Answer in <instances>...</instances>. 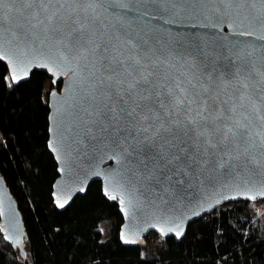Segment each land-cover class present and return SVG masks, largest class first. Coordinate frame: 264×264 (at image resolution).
Masks as SVG:
<instances>
[{
	"label": "snow or ice",
	"instance_id": "snow-or-ice-1",
	"mask_svg": "<svg viewBox=\"0 0 264 264\" xmlns=\"http://www.w3.org/2000/svg\"><path fill=\"white\" fill-rule=\"evenodd\" d=\"M117 9H135L139 22ZM184 20L238 37L259 31L264 41V0H0V61L13 83L46 69L56 113L70 118L66 132L110 141L119 150L112 158L137 164L153 188L178 198L219 175L238 181L225 199H264V183L251 180L264 178V52L239 40L197 45L195 55L161 41L162 25ZM58 81L62 95L52 90ZM48 148L60 151L55 141ZM114 192L127 216L134 204L115 177L104 194L116 200ZM173 222L151 227L179 239L183 224Z\"/></svg>",
	"mask_w": 264,
	"mask_h": 264
},
{
	"label": "trees",
	"instance_id": "trees-1",
	"mask_svg": "<svg viewBox=\"0 0 264 264\" xmlns=\"http://www.w3.org/2000/svg\"><path fill=\"white\" fill-rule=\"evenodd\" d=\"M48 81L34 70L12 84L0 61V173L27 234L23 259L0 230V264H264V201L224 203L190 222L182 238L151 232L143 248L120 242L117 201L106 199L98 181L58 210L51 197L57 167L47 148Z\"/></svg>",
	"mask_w": 264,
	"mask_h": 264
},
{
	"label": "water",
	"instance_id": "water-1",
	"mask_svg": "<svg viewBox=\"0 0 264 264\" xmlns=\"http://www.w3.org/2000/svg\"><path fill=\"white\" fill-rule=\"evenodd\" d=\"M129 7H133L129 4ZM136 7L143 8L142 5ZM119 14L124 15L134 21L133 26H136V17L139 15L135 9L132 12H124L121 9L116 10ZM152 24H157L158 21H150ZM196 23V20H184L183 23L177 25H162V30L159 33L161 41H167L171 47L180 48L181 51H191L195 55H199V48L203 47L206 51L209 47L220 48L221 45L231 46V42L239 40L249 41V47L255 46L258 49L257 55L264 52V41L256 39L260 35L259 31L256 35L250 37H238L231 34L227 27L220 33L215 29L210 28H193L190 25ZM179 41V43H177ZM243 47V45H242ZM8 71L10 78L11 69L7 61H2ZM43 71L47 76L52 79L51 74L46 69L33 66L29 75L18 82L29 79L30 74L34 71ZM11 80V79H10ZM60 83L59 81L57 84ZM65 78V86H66ZM56 84V85H57ZM55 85V86H56ZM58 95H62L61 86L59 89L52 88ZM48 139L47 148L50 142L55 141L60 151L58 153L52 152L57 169V177L52 184L51 197L54 206L58 210H63L71 204L73 199L78 195L85 194L88 186L98 181L101 185L102 194L104 189L109 185L113 177L116 181L122 183L126 190V199L130 195L134 207L129 209L126 216L122 211L120 204V193H113L117 195L118 210L122 216V223L119 227V240L125 246H135L143 248L146 246V237L149 233L155 232L160 237L175 236L174 233H168L161 236L156 228L151 225H163V219L171 218L174 222L167 226H175V223H182L184 230L188 224L205 214L211 213L218 206L234 202V201H249L242 197L237 199H225V196L236 195L239 191L235 187L238 181L223 176H217L215 180L209 182L203 179L200 183L195 181L184 190L183 194L178 198L175 195L166 194L159 189H155L152 185L143 178V175L138 171V165L130 163L128 160L122 159L118 164L117 160L113 157L114 146L108 140L97 139L91 140L84 138L83 133L77 134L75 131L72 133L66 132V128L70 123V118L66 115L60 116L56 113L58 101L48 94ZM57 155L60 159H57ZM64 171L61 172L60 169ZM253 183H264L262 177H251ZM83 188L84 191H80ZM109 201H114L105 196ZM57 198L61 200H68V203L60 208L56 204ZM171 201V205L165 201ZM264 201V199H257V202ZM199 213V215H196ZM0 230L3 239L9 242L13 247L18 249L19 255L24 259L26 257L25 241L27 234L24 227L21 212L14 196L11 194L5 179L0 173ZM126 235L129 239L136 240V243H125L121 238ZM8 239H5V237ZM182 238V237H181ZM177 239V238H176ZM180 239V238H179Z\"/></svg>",
	"mask_w": 264,
	"mask_h": 264
},
{
	"label": "rangeland",
	"instance_id": "rangeland-1",
	"mask_svg": "<svg viewBox=\"0 0 264 264\" xmlns=\"http://www.w3.org/2000/svg\"><path fill=\"white\" fill-rule=\"evenodd\" d=\"M49 81L46 82V85H45V93L48 92V85H49ZM109 226H110V222L109 221H104L100 224V230H101V235H102V238H106L109 236ZM149 236V234H148ZM150 237L153 239L154 237L150 235ZM156 238H154L155 240Z\"/></svg>",
	"mask_w": 264,
	"mask_h": 264
}]
</instances>
